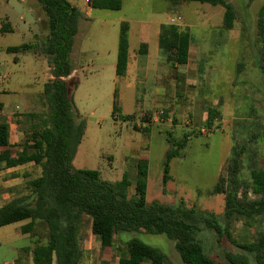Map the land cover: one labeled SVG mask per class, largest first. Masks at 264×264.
I'll return each instance as SVG.
<instances>
[{
	"label": "rangeland",
	"instance_id": "374dc122",
	"mask_svg": "<svg viewBox=\"0 0 264 264\" xmlns=\"http://www.w3.org/2000/svg\"><path fill=\"white\" fill-rule=\"evenodd\" d=\"M68 1L85 8L91 0ZM120 1L119 10L91 8L89 18L78 24L79 32L73 43L75 70L72 76L76 86L71 90V97L76 119L84 122L85 129L72 166L97 170L103 179L110 181L119 180L123 172H127L131 194L136 161L145 157L148 161L147 202H182L220 217L224 197L211 190L233 148L241 162L239 175L246 182L251 168L264 170L263 78L255 63L257 12L264 0H226L235 11L229 30L223 28V8L219 5L198 1ZM4 14L13 30L0 32V90H6L0 92V101L8 102L13 112L12 136L19 134L23 140L35 122L28 114L46 110L42 86L50 79L51 72L46 57L37 48L12 53L5 51V47L40 42L47 34L45 16L37 0H0V17ZM170 18L175 21L171 23ZM5 22L0 18V23ZM123 22L128 25L127 55L143 54L138 49L142 43L146 45L143 56H147L150 68L147 67L143 79L139 75H116L118 36ZM161 23L174 24L191 36L189 62L181 66L174 85L171 80L176 71L158 49L157 27ZM5 26L8 29V25ZM240 62L244 65L239 70ZM197 74L201 80L196 79ZM115 91L118 111L113 115ZM209 108L216 111L210 126L206 125ZM126 113L132 115L130 120L122 119L121 115ZM168 140H184V147L170 160L169 178L163 182L165 154L172 146ZM16 145L12 149L21 147V144ZM39 173L40 166L35 164L19 169L22 180L18 179L15 190L25 189V180ZM1 190L0 186V194ZM247 196L257 197L251 189ZM25 222L0 226V261L15 256L14 247L29 242L28 236L14 233V228ZM36 230L35 238L44 243L45 227L39 224ZM262 232L261 217L234 220L229 228L230 236L238 244L255 241ZM206 236V249L220 261L223 251L241 250L230 241L217 246L208 232ZM81 237V246H92L97 254L90 259L83 255L80 264H97L95 257H100L104 250L121 255L126 241L131 238H138L165 253L166 264H185L175 251L173 240L164 234H151L142 229L122 231L115 236L113 247L98 249V239L89 233L86 220ZM211 247L216 248L219 257L210 252ZM251 263L264 264V254L260 262L251 258Z\"/></svg>",
	"mask_w": 264,
	"mask_h": 264
},
{
	"label": "trees",
	"instance_id": "16d2710c",
	"mask_svg": "<svg viewBox=\"0 0 264 264\" xmlns=\"http://www.w3.org/2000/svg\"><path fill=\"white\" fill-rule=\"evenodd\" d=\"M198 1L219 5L223 8V28L229 30L235 20L232 4L226 0H168ZM45 16L47 34L37 43H21L6 47L7 52H26L37 48L46 57L53 78L42 86L46 110L28 114L35 119L28 136L22 142L21 150L12 152L9 146V128L0 123V169L32 162L40 166L38 176L29 179L27 190L0 206V226L21 220L28 222L21 226L22 233H31L37 224L47 231L44 243H37L32 249L33 264H80L83 251L80 246L81 230L86 220L93 234L99 236L102 248H111L115 236L122 231L144 230L151 234H164L173 240V247L185 264H252L251 258L260 262L264 254V232L257 240L238 244L230 236L229 228L234 220L264 221V170L251 168L249 181L239 175L241 166L238 152L233 148L231 156L222 166L211 190L224 197V209L218 215L182 202L176 204L146 201L148 161H136L133 193L130 194L129 175L123 172L116 181L103 179L94 169L74 168L72 159L81 141L85 125L77 120L71 90L76 80L70 76L74 70L71 51L74 36L78 31L82 12L68 0H37ZM91 8L119 10L120 0H91ZM256 67L261 71L264 91V2L257 12ZM127 30L123 22L119 36V53L116 61V75L123 76L127 65ZM3 30V26L2 29ZM191 36L174 24L163 23L159 28L158 48L165 61L174 66L185 64ZM146 45L138 49L144 53ZM238 63V69L243 67ZM117 93L114 92L112 114L118 111ZM2 104L0 103V109ZM213 109L207 110L206 125H211ZM130 120L131 114L121 115ZM147 129V128H146ZM171 147L166 151L163 163V182L169 178V163L179 155L184 140H168ZM251 189L256 198H248ZM217 246L226 241L235 243L240 251L225 250L222 261L213 257L204 245L207 236ZM200 236V239L197 238ZM216 248H210L215 252ZM219 257V256H218ZM166 264L167 255L159 249L131 238L126 241L125 252L117 264Z\"/></svg>",
	"mask_w": 264,
	"mask_h": 264
},
{
	"label": "crops",
	"instance_id": "0c3cea01",
	"mask_svg": "<svg viewBox=\"0 0 264 264\" xmlns=\"http://www.w3.org/2000/svg\"><path fill=\"white\" fill-rule=\"evenodd\" d=\"M21 1H25V0H21ZM77 8L82 12V14L84 16L81 19V21L85 22L89 18V11L91 9L90 5H87V7H85V8H80V7H77ZM0 18H4V20L6 21L5 22L6 24L0 23V32L4 33L7 31H12L13 28L10 26V24H8L9 23L8 16L6 14H4V16L0 17ZM161 24H163V23H161ZM161 24H159V26L157 27V31L159 30ZM5 25H8V29ZM2 26H3L4 31H1ZM78 32H79V27H78V31H77L76 35L74 36V40H75V37L77 36ZM158 34H159V31H158ZM38 35L39 34L36 33L34 36L37 37ZM45 36H46V34L44 35V38H45ZM118 45H119V36H118ZM118 45H117V47H118ZM6 47H8V46H6ZM6 47H5V51H6ZM190 52H191V45H189L187 62L185 64H181V65L176 64L173 66L174 71H176V74L173 75V79L171 80L172 85L176 84L175 81H177L179 79V74H177V73L181 72V69H182L181 66L186 65L189 62ZM143 54L130 53L129 55H127V65H126V71H125L124 76L129 77L131 75V76L135 77V76L139 75V76H141L140 79H143V77L146 74L147 67H148V69L150 68V65H149L147 58H146L147 56L146 55L143 56ZM73 55H74V48L72 46V51L70 54L72 62H73ZM73 65H74V62H73ZM74 70H75V68H74ZM74 70L70 76L73 75ZM197 75H198V77L196 79L201 80L202 77L199 74H197ZM49 77H50V79L53 78V76L51 74ZM45 82L46 81H44V83ZM0 92H6V90L1 89ZM0 103L2 104V108L0 109V123L2 122V123H6L8 125V128H9V146H8V148L12 152L15 153L17 151H20L21 147H17L16 149H12V148L15 147V144H17V145L22 144V142L20 144H18L20 142V140H22V137L19 134H18V136H16V134L14 136H12L11 115L13 112H11L12 110H11V107L8 105V102L4 103L3 101H0ZM16 107H17V105H16ZM141 158H145V157H141ZM29 164L31 165L33 163L29 162V163H25V164H21V165H16L13 167H7V168L5 167V168L0 169V180L2 181V183H0V186L2 187L1 191H3V193L0 194V206L5 204L6 202L10 201L11 199L23 194L27 190V187H26L27 181L29 179L36 177V176L30 177V178H27L25 180V183H24L25 189L20 186L21 187L20 189L15 190V184L18 181V179L22 180V179H20L22 177H20V174H18V170L26 167V165H29ZM13 187H14V189H13ZM27 222H28V220H26V222L24 224H26ZM24 224H22V225H24ZM22 225L15 227L14 233H22V231H21ZM37 225H39V224H37ZM36 226L31 233H22V234L29 237V242L26 245L14 247V249L17 251L16 255L13 257H9V258L5 257L2 261H0V264H33V262H32V249L37 243H39V241H37V239L35 238L36 235L38 234V231L36 230ZM88 226H89V233L92 236L97 237V239H98V242H99L98 249H99V247L101 246L100 238H99V236L92 233L89 224H88ZM81 240H82V237H81ZM81 240H80V246H81ZM81 249L83 251L84 258L90 259L94 255L96 256V254H97L96 249L93 250L92 246H87V245L81 246ZM119 256L120 255H116L115 252L112 253L111 250L109 249V250H104L103 252H101L100 257L98 256L95 258H96V260H98L97 264H117V259ZM51 264H55L54 259H53ZM140 264H148V263L143 262Z\"/></svg>",
	"mask_w": 264,
	"mask_h": 264
},
{
	"label": "built area",
	"instance_id": "2783aa9c",
	"mask_svg": "<svg viewBox=\"0 0 264 264\" xmlns=\"http://www.w3.org/2000/svg\"><path fill=\"white\" fill-rule=\"evenodd\" d=\"M177 19H179V17H177ZM169 21L172 23V22L175 21V19L174 18H170Z\"/></svg>",
	"mask_w": 264,
	"mask_h": 264
}]
</instances>
